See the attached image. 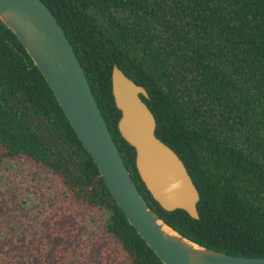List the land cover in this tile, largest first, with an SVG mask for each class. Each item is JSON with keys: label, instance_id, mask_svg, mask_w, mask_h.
I'll return each instance as SVG.
<instances>
[{"label": "trees", "instance_id": "trees-1", "mask_svg": "<svg viewBox=\"0 0 264 264\" xmlns=\"http://www.w3.org/2000/svg\"><path fill=\"white\" fill-rule=\"evenodd\" d=\"M41 1L68 39L150 209L195 244L264 257V0ZM113 65L146 91L140 98L155 136L198 192V218L162 209L140 180L134 150L116 126ZM0 147L49 170L73 202L102 211L97 224L128 264H163L128 223L48 84L1 21Z\"/></svg>", "mask_w": 264, "mask_h": 264}, {"label": "water", "instance_id": "water-1", "mask_svg": "<svg viewBox=\"0 0 264 264\" xmlns=\"http://www.w3.org/2000/svg\"><path fill=\"white\" fill-rule=\"evenodd\" d=\"M0 21L19 40L51 89L65 118L128 223L163 264H264V257L226 254L195 244L167 226L147 205L123 164L81 66L52 12L41 0H0ZM111 94L117 130L134 150L136 171L153 200L167 211L198 218V192L182 161L154 134L144 88L116 65Z\"/></svg>", "mask_w": 264, "mask_h": 264}, {"label": "rangeland", "instance_id": "rangeland-1", "mask_svg": "<svg viewBox=\"0 0 264 264\" xmlns=\"http://www.w3.org/2000/svg\"><path fill=\"white\" fill-rule=\"evenodd\" d=\"M102 215L73 202L45 167L0 147V264H128L97 224Z\"/></svg>", "mask_w": 264, "mask_h": 264}]
</instances>
